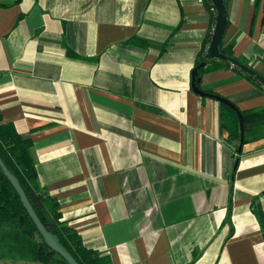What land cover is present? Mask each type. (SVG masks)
Listing matches in <instances>:
<instances>
[{
    "label": "crops",
    "instance_id": "1",
    "mask_svg": "<svg viewBox=\"0 0 264 264\" xmlns=\"http://www.w3.org/2000/svg\"><path fill=\"white\" fill-rule=\"evenodd\" d=\"M0 1L2 120L87 245L113 264H264V135L239 151L222 100L192 87L204 0ZM227 10L225 40L264 73V0ZM200 80L264 104L232 66Z\"/></svg>",
    "mask_w": 264,
    "mask_h": 264
},
{
    "label": "trees",
    "instance_id": "2",
    "mask_svg": "<svg viewBox=\"0 0 264 264\" xmlns=\"http://www.w3.org/2000/svg\"><path fill=\"white\" fill-rule=\"evenodd\" d=\"M204 1L211 11L212 24L210 26L211 30L204 40L193 66V68L198 66L196 75L201 76L207 70L222 66H232L253 83L264 87V84L259 79L239 66L232 64L229 60L206 55L207 44L211 38L213 22L216 16V9L212 0ZM7 2L0 1V3L4 4ZM259 2L260 0H255L256 6ZM130 39L143 43L149 42L135 35L129 37L127 40ZM234 44V39L226 41L223 36L219 46L224 53L237 55L234 52ZM237 56L241 60L250 63L243 56ZM203 60H205V63L200 64ZM250 64L253 66L252 63ZM200 81L198 83L202 86ZM206 89L214 91L209 88ZM221 105V122L230 130V135L236 143L235 147L238 149L240 137L238 113L224 101H221ZM241 111L245 121L244 142L264 135V104L248 109H241ZM31 147L32 140L29 137L23 136L14 122L2 120L0 108V156L18 178L19 183L25 190L33 208L44 225L55 233L59 242L76 257L80 264H113L111 255L106 249L87 245L82 233L69 223L68 217L63 215L57 197L52 195L39 180ZM0 256L13 260L22 259L26 262H31V264H70L66 257L44 239L16 187L3 171L1 164Z\"/></svg>",
    "mask_w": 264,
    "mask_h": 264
},
{
    "label": "water",
    "instance_id": "3",
    "mask_svg": "<svg viewBox=\"0 0 264 264\" xmlns=\"http://www.w3.org/2000/svg\"><path fill=\"white\" fill-rule=\"evenodd\" d=\"M214 3V6L216 8V17H215V23L213 26L210 42L206 48V55L207 56H216L219 58L227 59L232 64H235L242 68L243 70L247 71L248 73L255 76L257 79H259L262 83H264V73L258 71L254 66H252L250 63H247L243 60H241L237 55H230L224 53L219 46L220 40L224 36L227 23H228V10H227V3L226 0H212ZM205 60L201 61L200 64H204ZM198 66L194 67L192 69V87L194 90H196L199 93L202 94H208L215 96L219 98L220 100L226 102L228 105L233 107L239 116V124H240V137H239V144H238V150L241 151L243 143H244V137H245V121H244V115L240 109V107L230 98L213 91H209L198 83L200 80V76L196 75ZM0 164L2 166L3 171L7 174V176L11 179L12 183L16 187L17 191L19 192L21 199L23 200L24 204L26 205L29 213L33 217L35 223L37 224L40 232L44 236V239L57 251H59L66 259L69 261L70 264H80L79 261L76 259V257L66 249L58 240L55 233L48 229L38 214L36 213L35 209L33 208L25 190L21 186V184L18 181V178L14 173L8 168L4 160L0 156Z\"/></svg>",
    "mask_w": 264,
    "mask_h": 264
},
{
    "label": "rangeland",
    "instance_id": "4",
    "mask_svg": "<svg viewBox=\"0 0 264 264\" xmlns=\"http://www.w3.org/2000/svg\"><path fill=\"white\" fill-rule=\"evenodd\" d=\"M0 259H2V257H0ZM0 264H31V262H26L22 259L13 260L11 258H5L3 260H0Z\"/></svg>",
    "mask_w": 264,
    "mask_h": 264
}]
</instances>
